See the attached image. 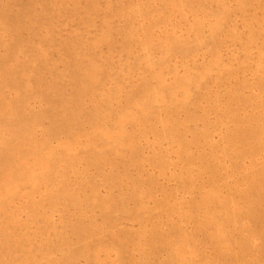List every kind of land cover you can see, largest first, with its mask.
<instances>
[{
    "label": "bare ground",
    "instance_id": "bare-ground-1",
    "mask_svg": "<svg viewBox=\"0 0 264 264\" xmlns=\"http://www.w3.org/2000/svg\"><path fill=\"white\" fill-rule=\"evenodd\" d=\"M0 264H264V0H0Z\"/></svg>",
    "mask_w": 264,
    "mask_h": 264
}]
</instances>
